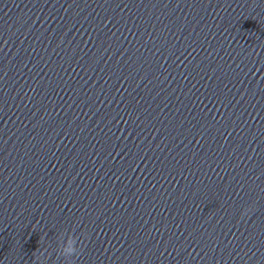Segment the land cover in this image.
<instances>
[{
  "label": "clouds",
  "instance_id": "9594fccd",
  "mask_svg": "<svg viewBox=\"0 0 264 264\" xmlns=\"http://www.w3.org/2000/svg\"><path fill=\"white\" fill-rule=\"evenodd\" d=\"M245 211H247V210H245ZM76 248H79V246L77 245ZM76 248H72L71 250L65 248L64 251H57V255L60 256V257L66 258L68 256V254H69V251H71L72 253H75L76 252Z\"/></svg>",
  "mask_w": 264,
  "mask_h": 264
}]
</instances>
